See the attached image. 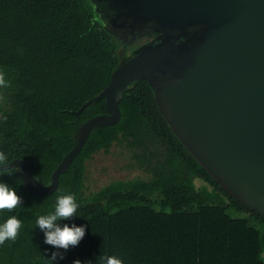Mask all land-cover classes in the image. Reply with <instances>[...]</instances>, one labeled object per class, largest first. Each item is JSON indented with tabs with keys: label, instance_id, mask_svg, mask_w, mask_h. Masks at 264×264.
<instances>
[{
	"label": "trees",
	"instance_id": "trees-1",
	"mask_svg": "<svg viewBox=\"0 0 264 264\" xmlns=\"http://www.w3.org/2000/svg\"><path fill=\"white\" fill-rule=\"evenodd\" d=\"M123 57L92 0H0V73L10 84L0 88V151L9 162L26 160L49 183L76 144V129L107 112L105 97L74 111L107 86ZM155 80L126 87L121 118L91 131L53 193L32 192L16 169L0 176L23 201L0 212V223L10 216L22 222L17 239L0 245V264H48L53 252L63 256L53 264H99L100 255L123 264H264V215L182 143L159 106ZM100 150H114L123 168L139 173L91 189L88 161ZM64 194L79 207L60 225L85 227L67 251L44 243L35 223Z\"/></svg>",
	"mask_w": 264,
	"mask_h": 264
},
{
	"label": "water",
	"instance_id": "water-1",
	"mask_svg": "<svg viewBox=\"0 0 264 264\" xmlns=\"http://www.w3.org/2000/svg\"><path fill=\"white\" fill-rule=\"evenodd\" d=\"M112 1V0H110ZM146 9L169 28L199 27L200 43L184 51L165 41L123 57L107 86L85 106L105 97L107 112L83 122L76 144L45 184L22 158L17 166L37 195L53 193L73 158L98 125L116 123L126 87L155 77L159 106L168 123L198 161L231 194L264 215V0H114ZM95 11L98 0H92Z\"/></svg>",
	"mask_w": 264,
	"mask_h": 264
},
{
	"label": "clouds",
	"instance_id": "clouds-1",
	"mask_svg": "<svg viewBox=\"0 0 264 264\" xmlns=\"http://www.w3.org/2000/svg\"><path fill=\"white\" fill-rule=\"evenodd\" d=\"M9 86L10 84L5 80L4 74L0 73V88ZM10 163L8 156L0 151V176L10 175L11 169H16L15 173L21 171L18 167L9 168L8 165ZM22 204V198L17 195L13 188L4 182H0V212H11ZM78 207L79 205L74 195H60L56 199L53 211L36 219V227L44 233V243L65 251L70 247L78 246L85 236V227H78L75 224L71 226L64 224L61 226L59 223L62 220H71L74 216H77ZM21 227L22 222L16 216H10L3 223H0V245L9 240L15 241ZM58 255L61 259L63 258L59 252H53L48 264H53ZM97 258L99 264H123L122 259L116 255H100ZM73 264H81V261L75 260Z\"/></svg>",
	"mask_w": 264,
	"mask_h": 264
},
{
	"label": "flooded vegetation",
	"instance_id": "flooded-vegetation-1",
	"mask_svg": "<svg viewBox=\"0 0 264 264\" xmlns=\"http://www.w3.org/2000/svg\"><path fill=\"white\" fill-rule=\"evenodd\" d=\"M96 18L107 27L120 44L124 45V57L133 56L140 48L161 42H171L184 51H190L200 43L201 29L197 26L169 28L163 25L145 8L138 6L124 9L114 0H98Z\"/></svg>",
	"mask_w": 264,
	"mask_h": 264
},
{
	"label": "rangeland",
	"instance_id": "rangeland-1",
	"mask_svg": "<svg viewBox=\"0 0 264 264\" xmlns=\"http://www.w3.org/2000/svg\"><path fill=\"white\" fill-rule=\"evenodd\" d=\"M122 164L123 161L114 150L109 153L103 150L94 153L87 166L88 183L91 189H97L113 179L125 178L139 173L136 170L129 171L123 168ZM197 182L201 183L200 180Z\"/></svg>",
	"mask_w": 264,
	"mask_h": 264
}]
</instances>
